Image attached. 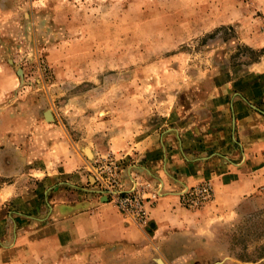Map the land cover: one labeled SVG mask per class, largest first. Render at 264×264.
Here are the masks:
<instances>
[{
  "label": "rangeland",
  "instance_id": "rangeland-1",
  "mask_svg": "<svg viewBox=\"0 0 264 264\" xmlns=\"http://www.w3.org/2000/svg\"><path fill=\"white\" fill-rule=\"evenodd\" d=\"M261 50L264 0H0V187L29 169L55 174L75 150L88 158L100 196L114 205L96 180L97 168L112 162L119 190H135L148 212L156 201L147 197L162 184L144 173L138 143L198 129L210 104L216 109L233 94L253 98L264 115ZM244 108L233 147L251 144L249 165L264 169V118ZM200 183L213 197L189 211L214 200L209 180L180 193ZM241 193L231 208L201 217L204 232L189 239L200 264H264V180ZM3 211L0 245H7Z\"/></svg>",
  "mask_w": 264,
  "mask_h": 264
},
{
  "label": "crops",
  "instance_id": "crops-1",
  "mask_svg": "<svg viewBox=\"0 0 264 264\" xmlns=\"http://www.w3.org/2000/svg\"><path fill=\"white\" fill-rule=\"evenodd\" d=\"M222 100L216 109L210 104L211 113L199 121L198 129L175 131L163 139L151 134L138 143L139 166L151 183L162 184L158 200L147 212V232L96 192L88 158L75 150L67 152L55 174L38 170L43 172L39 178L36 170L29 169L27 176L33 182L19 173L1 186L0 206L5 208L1 220L11 223L3 231L10 242L0 245V264H200L193 253L197 247L189 239L204 232L201 217L207 218L210 210L231 208L243 199L241 191L253 190L264 180V169L249 165L255 153L252 145L246 146L248 151L243 144L237 143L240 151L233 147L234 131L246 116L237 114V108L244 106L259 118L264 115L253 107V98L233 94ZM225 109L231 112L227 119L221 114ZM219 129L227 132V138ZM197 142L202 151L195 147ZM209 147L216 149L204 157ZM12 166L3 163L6 171H14ZM126 178L129 188L128 170ZM202 180L211 182L214 200L202 210L189 211L180 204V192Z\"/></svg>",
  "mask_w": 264,
  "mask_h": 264
},
{
  "label": "built area",
  "instance_id": "built-area-1",
  "mask_svg": "<svg viewBox=\"0 0 264 264\" xmlns=\"http://www.w3.org/2000/svg\"><path fill=\"white\" fill-rule=\"evenodd\" d=\"M104 168V169H103ZM98 169V177L96 180L100 187H104L106 194L111 195L114 201V206L130 218L139 226L147 225V211L145 210V200L138 198L135 190L123 191L119 190V179L115 175L116 166L114 163L104 164ZM96 170V169H95ZM116 192V195H114ZM159 195L156 192L151 193L147 199L150 202L157 201ZM180 204L186 209H196L209 203L213 197L212 187L208 183H200L186 189L180 193ZM146 199V200H147Z\"/></svg>",
  "mask_w": 264,
  "mask_h": 264
},
{
  "label": "trees",
  "instance_id": "trees-1",
  "mask_svg": "<svg viewBox=\"0 0 264 264\" xmlns=\"http://www.w3.org/2000/svg\"><path fill=\"white\" fill-rule=\"evenodd\" d=\"M260 53H264V50H261Z\"/></svg>",
  "mask_w": 264,
  "mask_h": 264
},
{
  "label": "bare ground",
  "instance_id": "bare-ground-1",
  "mask_svg": "<svg viewBox=\"0 0 264 264\" xmlns=\"http://www.w3.org/2000/svg\"><path fill=\"white\" fill-rule=\"evenodd\" d=\"M48 117V116H47ZM162 264V263H161Z\"/></svg>",
  "mask_w": 264,
  "mask_h": 264
},
{
  "label": "water",
  "instance_id": "water-1",
  "mask_svg": "<svg viewBox=\"0 0 264 264\" xmlns=\"http://www.w3.org/2000/svg\"><path fill=\"white\" fill-rule=\"evenodd\" d=\"M48 116H49V114H48Z\"/></svg>",
  "mask_w": 264,
  "mask_h": 264
}]
</instances>
